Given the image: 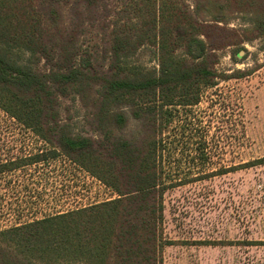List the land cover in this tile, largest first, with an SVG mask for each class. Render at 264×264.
I'll use <instances>...</instances> for the list:
<instances>
[{"label":"trees","instance_id":"1","mask_svg":"<svg viewBox=\"0 0 264 264\" xmlns=\"http://www.w3.org/2000/svg\"><path fill=\"white\" fill-rule=\"evenodd\" d=\"M193 2L0 0V112L54 147L37 158L62 153L116 194L0 231V264H164L165 246L178 243L164 235V196L188 183L164 177L171 109L198 104L203 87L248 74L219 71L221 53L264 40V0ZM238 18L246 26L231 27ZM93 35L100 43L91 49ZM143 49L153 50L157 67L130 65ZM67 98L81 102L99 139L74 134L62 119ZM130 119L138 129L118 133ZM258 164L264 158L243 167Z\"/></svg>","mask_w":264,"mask_h":264},{"label":"rangeland","instance_id":"2","mask_svg":"<svg viewBox=\"0 0 264 264\" xmlns=\"http://www.w3.org/2000/svg\"><path fill=\"white\" fill-rule=\"evenodd\" d=\"M230 26L241 28L246 22L233 19ZM99 41L93 35L87 44L93 49ZM263 44L247 43L235 55L223 51L219 71L248 74L203 87L198 104L171 109L174 120L162 137L164 177L188 183L164 196V235L178 242L165 246L164 264H264V164L243 167L264 158ZM129 63L157 67L151 49L141 50ZM61 103L62 119L74 134L100 138L78 99ZM138 127L139 122L130 119L118 133L131 136ZM20 128L0 112V165L21 161L19 167L0 172V231L91 203L98 194L92 174H83L64 154L56 160L33 157L54 147ZM79 186L85 196L76 194ZM99 194L100 199L113 195L108 187Z\"/></svg>","mask_w":264,"mask_h":264},{"label":"crops","instance_id":"3","mask_svg":"<svg viewBox=\"0 0 264 264\" xmlns=\"http://www.w3.org/2000/svg\"><path fill=\"white\" fill-rule=\"evenodd\" d=\"M18 131H28V132H32V133H35L37 136H39L36 132H35V130H33V129H31V128H20ZM42 139V138H41ZM41 155V154H40ZM39 155V156H40ZM33 157H38L37 155H35V156H33ZM50 156H48V158H49ZM57 157H59V156H56V157H50V158H54L55 160L57 159ZM40 160H42V159H40ZM70 160V162L72 163V164H74V165H76L79 169H80V171H83L82 173L83 174H85V175H90V173H89V171H87L84 167H82L81 165H79L78 163H76L75 161H73V160H71V159H69ZM91 177H92V179H96L97 180V178L95 177V176H92V175H90ZM90 176H87V177H89L90 178ZM98 181H100L99 179H98ZM78 192H76V194H82V195H84L85 196V194H84V192H85V190H83L82 189V187H77V188H75ZM81 189H82V191H81ZM108 189H109V191H111V193L113 194L112 195V197L111 198H108V199H112V198H115L116 197V194H115V192L112 190V189H110L109 187H108ZM97 191H98V194H97V196L95 197V198H93L92 200H91V203H88V204H85V205H80V206H77V207H72L71 209H69V210H67V211H63V212H59V213H56V214H60V213H65V212H68V211H72V210H75V209H79V208H83V207H86V206H89V205H91V204H94V203H100V202H102V201H104V200H107V199H100L101 198V195L102 194H99L100 193V191H102V188L101 187H99L98 186V188H97ZM87 195H90V194H88V192H87ZM96 198H97V200H96ZM94 200H96V201H94ZM56 214H54V215H56ZM40 220V219H39ZM30 223V222H29ZM25 224H27V223H25ZM22 225H24V224H22ZM18 226H20V224H17V226H14V227H12V228H15V227H18ZM10 229V228H9Z\"/></svg>","mask_w":264,"mask_h":264},{"label":"built area","instance_id":"4","mask_svg":"<svg viewBox=\"0 0 264 264\" xmlns=\"http://www.w3.org/2000/svg\"><path fill=\"white\" fill-rule=\"evenodd\" d=\"M93 180H95L98 186L101 187L102 189H105L107 187L102 181H98L96 179H93Z\"/></svg>","mask_w":264,"mask_h":264}]
</instances>
